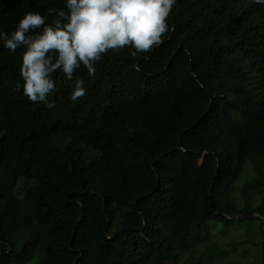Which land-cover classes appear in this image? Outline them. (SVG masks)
Returning a JSON list of instances; mask_svg holds the SVG:
<instances>
[{
  "label": "trees",
  "instance_id": "16d2710c",
  "mask_svg": "<svg viewBox=\"0 0 264 264\" xmlns=\"http://www.w3.org/2000/svg\"><path fill=\"white\" fill-rule=\"evenodd\" d=\"M65 7L0 0V31ZM166 23L146 54L54 73L51 109L23 93V49L0 41V264H219L230 250L209 238L246 220L264 264L263 219L224 217H264V4L176 0Z\"/></svg>",
  "mask_w": 264,
  "mask_h": 264
},
{
  "label": "clouds",
  "instance_id": "9594fccd",
  "mask_svg": "<svg viewBox=\"0 0 264 264\" xmlns=\"http://www.w3.org/2000/svg\"><path fill=\"white\" fill-rule=\"evenodd\" d=\"M264 4V0H255ZM176 0H66L65 8L48 9L47 16L26 11L10 34L0 41L10 51L23 49L20 75L23 93L33 103L55 107L48 97L56 91L53 74L72 80L81 66L95 76L96 64L110 51L129 48V55L148 53L163 43L167 18ZM49 17L51 19L49 20ZM20 84L16 85V91ZM87 94L84 80L74 81L70 100Z\"/></svg>",
  "mask_w": 264,
  "mask_h": 264
},
{
  "label": "rangeland",
  "instance_id": "374dc122",
  "mask_svg": "<svg viewBox=\"0 0 264 264\" xmlns=\"http://www.w3.org/2000/svg\"><path fill=\"white\" fill-rule=\"evenodd\" d=\"M254 176L252 163L247 160L244 168L234 185V196L240 207L243 206L245 196L241 192L243 186ZM261 199L259 192L253 196V203L257 204ZM263 239L258 221L246 220L237 223L232 228L227 229L223 234L212 235L207 245L215 244L219 248H227L228 255L219 264H262V248L258 244ZM258 242V243H257ZM237 243L238 245H234ZM20 242H17V246ZM199 247V246H198ZM202 249L204 245L200 246ZM199 247V248H200ZM213 249L212 247L209 248Z\"/></svg>",
  "mask_w": 264,
  "mask_h": 264
},
{
  "label": "water",
  "instance_id": "95a60500",
  "mask_svg": "<svg viewBox=\"0 0 264 264\" xmlns=\"http://www.w3.org/2000/svg\"><path fill=\"white\" fill-rule=\"evenodd\" d=\"M202 154H205V152H202ZM250 213L253 214V215H255V216H258L259 218L263 219V221H264V217L262 215H260L257 211H248V212H245L243 214H238V215H235V216H230L228 214H224V217H227V218H230V219L231 218H233V219L240 218L241 219V218L247 216ZM73 264H76V260H74Z\"/></svg>",
  "mask_w": 264,
  "mask_h": 264
}]
</instances>
